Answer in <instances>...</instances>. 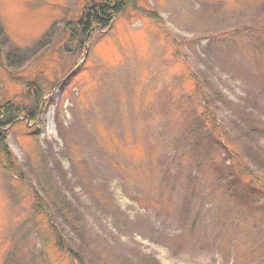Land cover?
<instances>
[{
	"label": "rangeland",
	"instance_id": "374dc122",
	"mask_svg": "<svg viewBox=\"0 0 264 264\" xmlns=\"http://www.w3.org/2000/svg\"><path fill=\"white\" fill-rule=\"evenodd\" d=\"M98 2L0 0V264H264V0Z\"/></svg>",
	"mask_w": 264,
	"mask_h": 264
},
{
	"label": "trees",
	"instance_id": "16d2710c",
	"mask_svg": "<svg viewBox=\"0 0 264 264\" xmlns=\"http://www.w3.org/2000/svg\"><path fill=\"white\" fill-rule=\"evenodd\" d=\"M134 0H99L98 3H95L91 6L86 15H83L79 19L80 24V34L81 36H86L92 31L94 26H107L114 14L123 10L127 3ZM19 107L15 105H10L8 103L0 105V130L3 122L10 124L14 121V118L18 117ZM211 136V135H210ZM212 139V138H211ZM2 143V138L0 135V144ZM3 144V143H2ZM237 162L238 159H236ZM242 178V177H241ZM248 181H245L247 187L255 188V186L250 185L251 180L248 178ZM257 188V187H256ZM62 236V235H61ZM58 252H64L69 258L68 264H87L85 261V256L81 252L76 251L74 247L66 246L63 239L60 237V233L56 232L54 237V244L52 246ZM148 262V261H146ZM148 264H158L155 260H152V263Z\"/></svg>",
	"mask_w": 264,
	"mask_h": 264
}]
</instances>
